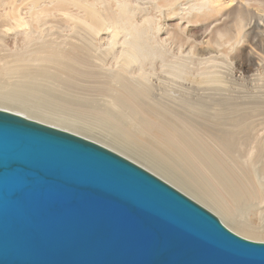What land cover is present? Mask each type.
Listing matches in <instances>:
<instances>
[{
	"label": "bare ground",
	"instance_id": "1",
	"mask_svg": "<svg viewBox=\"0 0 264 264\" xmlns=\"http://www.w3.org/2000/svg\"><path fill=\"white\" fill-rule=\"evenodd\" d=\"M22 1L7 3L10 6V14H7L12 19L8 27L22 35V45L8 48L0 38L1 110L74 134H83L81 136L94 134L91 131L93 125L90 124L91 128L85 126L89 125V118L93 119L111 134L100 136L108 144L95 139L92 141L121 156L126 152L134 154L152 174L185 195L193 196L196 202L197 199L202 200V204L216 213L228 229L246 239L264 241V90L263 95H245L223 102L226 106L214 113H209L203 106L193 109L192 105L191 109L198 111L197 115L203 120L200 123V117L193 115L199 121L194 124L195 120L191 122L188 119L189 114H186L187 118L181 116L163 101L153 98L154 89L150 84L153 81L149 80L158 62L161 70L173 78L166 83L173 81L178 89H184L187 81L190 85H198L200 94L225 90V74L217 69L221 61L217 65L214 55L206 53L215 49L227 56L231 48L241 43L245 35L242 36V31L248 20L242 16V6L245 15L253 21L251 25L264 36V0H244V5L238 3V13L231 26L227 23L220 25V7L215 0L204 1L200 6L196 0L197 4H192L190 12L194 9L199 14L206 11L208 18L214 16L203 24L212 34L206 41L207 47L199 51L202 56L198 58L196 48H199V41L195 35L191 33L193 37L190 34L181 37V32L177 31L181 29L179 23L177 26L173 22L174 25L166 23L168 27L164 29L171 34L170 40L177 50L170 53L157 35L160 24L156 23L155 17L148 16L144 10L142 18H137V8L130 7L126 0H116L115 9L108 7L106 0H26V10L20 8ZM165 2H159L155 8L162 9L165 5L168 17L180 15L172 3ZM251 5H256L255 9L262 12L256 14V20L248 9ZM7 8L3 7V15ZM57 11L66 15L73 40L67 35L68 38L60 41L52 40L54 38H49L50 30L47 28L35 29V24L41 27L42 20L55 16ZM186 18L187 23L190 22V16ZM98 35L106 39L105 46L104 41L103 46L96 44ZM184 44H188L191 53L196 55L194 59L187 54L194 61L179 56ZM262 44L261 51L264 52V41ZM107 58L113 59V64L106 61V66ZM260 59L259 66L264 68V59ZM193 65H196V75L190 77L188 71ZM190 88L187 90L193 87ZM37 103L48 110L39 111ZM86 119L88 124L77 123Z\"/></svg>",
	"mask_w": 264,
	"mask_h": 264
},
{
	"label": "water",
	"instance_id": "2",
	"mask_svg": "<svg viewBox=\"0 0 264 264\" xmlns=\"http://www.w3.org/2000/svg\"><path fill=\"white\" fill-rule=\"evenodd\" d=\"M0 264H264V241L118 153L0 109Z\"/></svg>",
	"mask_w": 264,
	"mask_h": 264
},
{
	"label": "rangeland",
	"instance_id": "3",
	"mask_svg": "<svg viewBox=\"0 0 264 264\" xmlns=\"http://www.w3.org/2000/svg\"><path fill=\"white\" fill-rule=\"evenodd\" d=\"M7 0H0V38H2V41L4 42V44L8 47V48H12V47H14V46H16V47H18V46H20V45H22L21 43L23 42L22 41V39H23V37H22V35L20 34V33H17L16 32V30L14 29V28H12V30L11 29H9V23L11 22L12 23V19L10 20L9 19V16H8V14H7V12L9 13V9H10V6L8 5L7 6V3L9 4L10 2H11V0H8L7 2H6ZM14 1V0H13ZM17 1V3L20 1L21 2V0H16ZM29 1V0H28ZM28 1H26V0H23L22 2V4L23 5H21L20 6V8H22L23 10H26L25 8V5H26V3H28ZM128 3H129V6L130 7H132V8H134L135 10H136V8H137V18H142V14H143V12H144V10H145V14H148V16L150 15V16H154L155 17V20H157V22L156 23H158V24H160V31H159V33L157 34L158 36H159V38L161 39V40H163V44H164V46L168 49V50H170V53H175V52H177V50H176V47H175V45L172 43V41L170 40V36H171V34H169V33H167V30H165L164 28L168 25V24H166V23H171L172 25H174L173 23H175V26H177L178 25V23L180 24L179 26L181 27V29H178L177 30V28L175 27V31L177 30L178 31V33H180V35H181V37H183V35L184 36H190L191 35V33L193 34V35H195L196 36V38H198L197 39V41H199V44H198V47L199 48H196L197 50H196V52H197V58L198 57H201L202 56V53H200L199 51L200 50H202L203 48H205V47H207V45H206V41H208V39L210 40V35L212 34V32L211 31H209V28L206 26L205 28L203 27V24H204V22H206L208 19H212L213 17H210V18H208L209 17V14H207L206 13V11H203L202 13H198L197 11H195L194 9H192V12H190V9H191V7H192V4L193 3H196L197 1V3H199V6L201 5V4H203L202 2H208L209 3V1L208 0H176V2H175V0H126ZM164 1H166V2H168V3H172L173 4V7H174V9H175V7H176V9H175V11H176V13H178V14H180V15H177L176 14V16H167V8H166V6L164 5L163 7H162V9H161V7L159 8V9H157V8H155V6L156 5H158V3L159 2H161V3H163L164 4ZM196 1V2H195ZM19 2V3H20ZM104 2H106L105 4L109 7L110 6V8H113V9H115L116 8V6L115 5H117L116 4V0H106V1H104ZM165 2V3H166ZM187 3V4H185V3ZM189 2H191L190 4H188ZM218 2V3H217ZM180 3V4H179ZM196 3V4H197ZM215 3L217 4V5H219V7H220V18H221V20H220V22H221V24L220 25H222V23H227L229 26H231L232 25V22H234L235 21V17H236V15H237V13H238V3H242L243 5H244V0H215ZM115 4V5H114ZM148 4H150V5H148ZM5 6V8H7L6 10H5V13H4V15H3V7ZM185 6V7H184ZM252 6V5H251ZM249 7L248 9H250L252 12H253V15L255 16V20H256V17H257V15L256 14H258V15H260V14H262V12H264V9H263V11L262 12H260V11H258L257 9H255V8H257L256 7V5L255 6H252V7ZM153 7V8H152ZM157 7V6H156ZM165 7V8H164ZM225 7V8H224ZM262 8H264V6L262 7ZM148 9V10H147ZM166 9V10H165ZM160 10V11H159ZM162 10V11H161ZM165 10V11H164ZM243 10V13H242V16H244V18L248 21H246V24L247 25H245V28H244V30L242 31V36L244 35V38L242 39V41H241V43L239 44V45H237V46H234L233 48H231L230 49V52H229V54L226 56V55H223L222 53H217V52H219V51H217L216 52V50L214 49V51L212 50V48H211V50H212V52L210 53V50H209V54H207L206 53V55H209V56H213L214 55V59H216L217 60V65H218V62H220L219 64V66H217V69H219L222 73L224 72V74H225V82H226V84H227V88L225 89V90H223L222 92H224V91H226L225 93H222V92H220V91H217V93L216 92H212V93H204V92H202L201 94H200V88H198V85L196 86V84H194V83H191V85H190V82H188V83H184V89H178V88H176L177 87V85L175 86L174 85V82L173 81H171V83L170 84H167L168 82H170V78H172V77H170V75H168V73H164V71H162L161 70V67L159 66V64H158V62H156V64L154 65L155 67V69H154V74H152V76L149 78V80H150V82H152V83H150L151 84V87L154 89V90H152V88H151V90H152V96H153V98L155 97V99L156 100H158V101H163V103H165V105L168 107V108H170L171 110L173 109V111H177V112H179V113H181V116H184V117H186L188 114L190 115L189 117H188V119L191 121V122H193L194 120H195V122H193L194 124H196L197 123V121L200 119V123H202L203 122V120H202V118L199 116V115H197V112L198 111H196L198 108H199V106H203L204 108H205V110L206 111H208L209 113H214V112H217L218 111V108H222V107H225L226 106V104H224V103H228L230 100H234L235 98H240V97H244L245 95L246 96H254L255 94H259V95H263L262 93H263V90H264V88L263 87H261L262 85H264L263 83H264V68H262V67H260L259 66V62H260V58L261 57H263V59H264V52L263 51H261V47H263V44H262V42L264 41V36H261V35H259L258 34V30H255L256 28H254L253 27V25H251L252 24V20H251V18H250V16L248 15V16H246L245 14H246V12L244 11V8H243V6L241 7V11ZM257 10V11H256ZM164 11V12H163ZM194 11V12H193ZM147 12V13H146ZM150 12V13H149ZM185 12V13H184ZM257 12V13H256ZM57 14L55 15L56 16V18H55V16H51V18H50V16H49V18H47L48 20H42L43 22H41L42 24V28L41 27H39V26H37L36 24L34 25V27H35V29H38V30H44V29H46V30H50V32H48V34H49V38H54V39H52V40H56V41H60L61 39H65L67 36L68 37H70V40H71V38H72V36H73V32L72 31H68V28H70L71 26L69 25L68 26V22H67V20H66V15H64L63 13H61L60 11L58 12H56ZM142 13V14H141ZM10 14V13H9ZM60 14V15H59ZM188 14H190V15H188ZM181 15H183V16H181ZM181 16V17H180ZM184 16H185V18H184ZM188 16H190V18H189V20H190V22H188V23H190V24H188L187 23V18L186 17H188ZM202 16H204V17H202ZM222 16V17H221ZM11 17V16H10ZM52 17H54V18H52ZM163 17V18H162ZM183 17V18H182ZM206 17V18H205ZM217 17V16H216ZM139 18V19H140ZM46 19V18H45ZM171 19V20H170ZM184 21H183V20ZM253 19V20H254ZM186 20V21H185ZM195 20V21H194ZM203 20H205V21H203ZM159 21V22H158ZM166 21V22H165ZM182 21V22H181ZM250 21V22H249ZM65 22V23H64ZM163 22V23H162ZM173 22V23H172ZM176 22H177V24H176ZM196 22H199V23H196ZM219 22V23H220ZM1 23H2V25L3 26H1ZM45 23V24H44ZM52 23H54L53 25H52ZM165 23V24H164ZM193 23V24H192ZM43 24H44V26H43ZM188 24V25H187ZM37 27V28H36ZM48 27H49V29H48ZM168 27V26H167ZM184 28V29H183ZM254 28V29H253ZM52 29H53V31H52ZM187 29V30H186ZM193 29V30H192ZM58 32H57V31ZM177 31H176V33H177ZM16 34H15V33ZM69 32V33H68ZM70 33L72 34V35H70ZM177 33V34H178ZM188 34H190V35H188ZM67 35V36H66ZM70 35V36H69ZM179 35V34H178ZM193 35H191L190 37H193ZM51 36V37H50ZM99 36V37H98ZM97 37H95V39H97V41L99 40V43L97 42V41H95L96 42V44L98 45H100V43H101V46H103V44H102V42L104 41L105 42V40L106 39H104L105 37V34H103V37H100V35H98ZM64 37V38H63ZM67 37V38H68ZM201 38V39H200ZM206 39V40H205ZM72 40H73V38H72ZM260 40V41H259ZM103 42V43H104ZM107 42V41H106ZM106 42L104 43V46H105V44H106ZM202 44H201V43ZM204 43V44H203ZM246 43V44H245ZM248 44V45H247ZM206 45V46H205ZM211 45V44H210ZM187 46H189L188 44L186 45V44H184L183 46H182V48H181V53H179V56H181V57H185V58H188V57H193V56H195L196 57V55L194 54L193 55V53H191L192 51L189 49V47H187ZM16 47H14V48H16ZM203 47V48H202ZM240 47V48H239ZM254 49H256V50H254ZM232 50V51H231ZM255 51V52H254ZM237 52H239V53H237ZM259 52V53H258ZM261 52H262V54H261ZM177 53V54H178ZM183 53V54H182ZM249 53H251V55L248 57V55H249ZM189 56H188V55ZM216 54V55H215ZM237 54V55H236ZM184 55V56H183ZM204 55V54H203ZM188 56V57H187ZM222 56V57H221ZM190 57V58H191ZM195 57H193L194 59H195ZM207 57V56H206ZM219 57V58H218ZM251 57V58H250ZM190 58H188L187 60L188 61H194V60H191ZM221 58V59H220ZM111 59V58H110ZM108 59L107 58V60H105V62H104V64L106 65V64H108L107 62H109L110 64H111V62H112V60L113 59ZM224 59V60H223ZM223 60V61H222ZM256 60H258V62L256 61ZM107 61V62H106ZM111 61V62H110ZM196 61V60H195ZM197 62V61H196ZM192 63V62H191ZM195 63V62H194ZM194 63H192V64H194ZM246 63V64H245ZM112 64H113V62H112ZM196 64V63H195ZM115 65V64H114ZM107 66V65H106ZM196 66V65H195ZM195 66L193 65L192 66V68H190V70L188 71V74H189V76L190 77H194V74L196 75V69H195ZM221 66V67H220ZM252 66V67H251ZM253 66H255V67H253ZM258 66V67H257ZM115 67V66H114ZM160 67V68H159ZM223 68V69H222ZM226 68V69H225ZM250 68V69H249ZM259 68H261V69H263L262 71L259 69ZM147 69L148 70H150V67L149 66H147ZM192 69V70H191ZM222 69V70H221ZM253 69V70H252ZM161 70V71H160ZM193 71V72H192ZM250 73H249V72ZM152 72V71H151ZM161 72V73H160ZM235 72V73H234ZM192 73V74H191ZM228 73H232V74H228ZM255 73H257V74H255ZM193 75V76H191V75ZM241 74V75H240ZM154 75V76H153ZM157 75H159V76H157ZM165 75V76H164ZM168 75V76H167ZM248 75V76H247ZM251 75V76H250ZM234 76V77H233ZM242 76V77H241ZM254 76H256V78L254 77ZM261 76V77H260ZM167 79H166V78ZM251 77V78H250ZM232 80H231V79ZM241 78H244V79H241ZM165 79V80H164ZM234 79V80H233ZM259 82V84H258V82L256 81V80ZM172 80H173V78H172ZM261 80H263V82H261ZM167 82V83H166ZM159 83V84H158ZM176 83V82H175ZM235 83V84H234ZM239 84V85H238ZM246 86H245V85ZM189 85H190V87L192 88V90H190V91H188L187 89H189L190 87H189ZM195 85V86H194ZM241 85V86H240ZM185 86H188V88L187 87H185ZM238 86H240L239 88H238ZM257 87H259V88H257ZM261 87V88H260ZM190 88V89H191ZM196 88H197V90H196ZM255 88V89H254ZM256 88H257V90H256ZM173 89L175 90V91H173ZM199 89V90H198ZM188 92H187V91ZM165 91H167V92H165ZM185 91V92H184ZM196 91L199 93H196ZM253 91H255V92H253ZM155 92V93H154ZM158 92V93H157ZM195 92V93H194ZM257 92V93H256ZM167 95H166V94ZM178 93H180V94H178ZM190 93V94H189ZM192 93V94H191ZM227 93V94H226ZM194 94V96L192 97V95ZM196 94H197V98H196ZM156 95V96H155ZM163 95V96H162ZM170 95V96H169ZM198 95H201V96H198ZM204 95V96H203ZM209 95V96H208ZM228 96V99L226 98L227 96ZM229 95H230V99H229ZM222 96H225L224 98H222ZM245 96V97H246ZM160 98V99H159ZM173 98V99H172ZM171 100V101H170ZM198 100V101H197ZM209 100V101H208ZM194 102V103H193ZM197 102H200V103H197ZM224 102V103H223ZM162 103V102H161ZM179 103V104H178ZM203 103V104H202ZM217 103V104H216ZM191 104V105H190ZM195 104H196V106H195ZM198 104V105H197ZM199 104H201V105H199ZM38 107H39V111H45V109L46 110H48L47 108H45V107H43L42 105H40L39 106V104L37 103L36 104ZM185 105V106H184ZM194 106V108L193 109H195L197 106V108H196V110H192L191 109V106ZM219 106V107H218ZM11 108H13V107H11ZM190 110V112H188ZM191 110H192V112H194L193 114H190V113H192L191 112ZM199 113V112H198ZM178 114V113H177ZM187 114V115H186ZM24 115V114H23ZM193 115L195 116H198V117H200V118H198V120H196L195 118H193ZM24 116H26V115H24ZM59 116H62L61 114L59 115ZM29 117V116H28ZM186 117V118H187ZM30 118H32V117H30ZM86 118H89V116L88 117H86ZM191 118V119H190ZM89 121H87V119L86 120H83V121H78L77 123H83V124H85V123H87L88 124V122H89V125H86L85 124V126H88V127H90V124L91 125H93V126H91L90 128H91V131H93V133L94 134H97V135H94V134H92V135H90V134H86V135H84V136H81V135H83V134H79V133H77L76 132V135L78 134V135H80L81 137H86V139H89V140H99V141H101V142H104V143H106V144H108L107 142H105V140L104 139H102L100 136H102V137H105V135L104 134H106V135H110L111 133L110 132H108L107 130H106V128L101 124H97V122L95 121V120H93V119H88ZM202 120V121H201ZM93 121H95V122H93ZM85 122V123H84ZM93 122V123H92ZM206 122V121H205ZM198 123H199V121H198ZM197 123V124H198ZM97 128H99V129H97ZM100 126V127H99ZM103 127V128H102ZM104 129V130H103ZM62 130H64V129H62ZM65 131H67L66 129H65ZM71 131H73V130H71ZM73 132H75V131H73ZM72 133V132H71ZM74 134V133H73ZM99 135V136H98ZM91 138V139H90ZM96 142V141H95ZM125 144V143H124ZM129 145V144H128ZM110 146H112V145H110ZM103 147H105L104 145H103ZM107 147H109V146H107ZM106 148V147H105ZM109 149V148H108ZM117 149V148H116ZM111 150V149H110ZM118 150H119V148H118ZM114 152H116V151H114ZM125 153V152H124ZM124 155V156H123ZM122 156L123 157H125V158H127V159H129V160H131V161H136V162H134V163H138L137 165H140L141 167L143 166L142 164H140L141 162L143 163V161L142 160H140V159H137L136 157H134V154L133 155H131V154H129V153H125V154H123ZM129 156V157H128ZM145 164V163H144ZM143 168H144V166H143ZM147 168V167H146ZM146 168H144V169H146ZM147 170V169H146ZM147 171H149V170H147ZM150 172V171H149ZM154 175H155V173H153ZM156 176V175H155ZM160 178V177H159ZM161 179V178H160ZM163 180V179H162ZM163 181H165V180H163ZM166 182V181H165ZM168 183V182H167ZM169 184V183H168ZM171 185V184H170ZM171 186H173V185H171ZM174 188H176L175 186H173ZM177 190H179L178 188H176ZM180 191V190H179ZM181 193H183L182 191H180ZM183 194H185V193H183ZM186 196H188L189 197V195H187L186 194ZM193 197V196H192ZM192 197H189V198H191L192 199ZM194 198V197H193ZM192 200H194L195 202H196V200L195 199H192ZM197 203L198 204H200L201 206L203 205V207L205 208V209H207L208 211H210L211 213H213L210 209H208L206 206H204V204H202L203 202H202V200H200V199H197ZM214 215L217 217V218H219L218 216H217V214L216 213H214ZM219 220H220V218H219ZM221 221V220H220ZM222 222V221H221Z\"/></svg>",
	"mask_w": 264,
	"mask_h": 264
}]
</instances>
